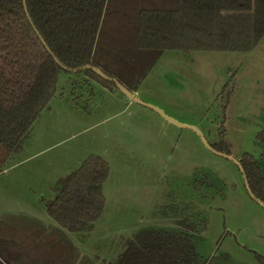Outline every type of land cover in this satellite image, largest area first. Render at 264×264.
I'll return each instance as SVG.
<instances>
[{"label":"rangeland","instance_id":"374dc122","mask_svg":"<svg viewBox=\"0 0 264 264\" xmlns=\"http://www.w3.org/2000/svg\"><path fill=\"white\" fill-rule=\"evenodd\" d=\"M71 77L59 74L50 109L0 172V227L26 226L37 237L34 226L46 222L44 201L54 197L56 181L96 154L109 163L103 211L89 233L65 231L79 261L113 264L135 233L177 230L186 213L197 224L189 238L204 264L264 261V206L249 195L238 165L208 146L220 141L223 126L232 157L247 152L264 160L257 138L264 128V35L246 52L165 51L135 92L162 113L133 101L125 109L98 84L77 89L76 104Z\"/></svg>","mask_w":264,"mask_h":264},{"label":"trees","instance_id":"16d2710c","mask_svg":"<svg viewBox=\"0 0 264 264\" xmlns=\"http://www.w3.org/2000/svg\"><path fill=\"white\" fill-rule=\"evenodd\" d=\"M263 35L264 0H0V172L58 94L62 71L72 74L76 104L77 89L93 84L124 97L116 82L136 92L165 51L246 52ZM222 127L220 143L210 145L230 154ZM257 138L264 145V129ZM238 162L253 198L264 204L262 166L247 152ZM108 171L103 157L90 154L59 178L54 197L44 201L53 225L37 222V237L26 226H1L0 264H86L65 231L89 233L103 211ZM176 226L138 231L113 264H204L189 238L198 231L192 216Z\"/></svg>","mask_w":264,"mask_h":264},{"label":"water","instance_id":"95a60500","mask_svg":"<svg viewBox=\"0 0 264 264\" xmlns=\"http://www.w3.org/2000/svg\"><path fill=\"white\" fill-rule=\"evenodd\" d=\"M86 68H88V69H89V68L92 69L97 75H99L101 78H103V79H105V80L110 79V78L107 77L104 73H102L100 69H98V68H96V67H90V66H87ZM116 85H117L119 91H120L125 97H127L129 100H131V101H133V102H135V103H138V104H140V105H142V106L149 107L150 109H151V108H152V109H155L157 112L162 113L161 111H159L158 109L154 108L153 106L148 105V104L142 102V101L136 96L135 92H130L128 89H126L124 86L120 85L118 82H116ZM163 116H164V115H163ZM164 117H165V119H167V120H169V121H171V122L176 123V124H177L178 126H180V127H185V128L191 129V130H192V129H193V130L196 129L195 127H193V126H191V125H188V124H180V123L174 121L172 118L170 119V118H168V117H166V116H164ZM208 146H209V148H210L212 151H214V150L212 149V147H211L209 144H208ZM214 152L219 153V154H222L223 156H226L227 158L233 160V161L238 165V161H237L234 157H232L231 155H226V154H224V153H220V152H217V151H214ZM238 167L240 168V170H241V172H242L241 167H240L239 165H238ZM245 184H246V182H245ZM246 188H247V191H248L249 195L253 198V195L250 193V190L248 189L247 184H246ZM253 199H254V198H253ZM255 200H256V199H255ZM256 201H258V200H256ZM258 202H259L261 205L264 206V204H263L262 202H260V201H258Z\"/></svg>","mask_w":264,"mask_h":264},{"label":"crops","instance_id":"0c3cea01","mask_svg":"<svg viewBox=\"0 0 264 264\" xmlns=\"http://www.w3.org/2000/svg\"><path fill=\"white\" fill-rule=\"evenodd\" d=\"M112 95V97H114L115 99H120L122 102H123V107L125 108V109H128L131 105H133V102L131 101V100H128L127 98V100L125 99V98H123V97H121L120 95H118V94H111ZM69 106L71 107V108H75V109H80V107H78L76 104H74V102H72V101H69ZM138 105H140V104H138ZM47 109H50V104H49V107L47 108ZM40 115H41V113H40ZM40 115L38 116V118L36 119V121L34 122V127H35V125L37 124V122H38V120H39V118H40ZM163 123V122H162ZM185 124V123H184ZM187 124V123H186ZM165 125V124H164ZM188 125H189V123H188ZM192 126V125H191ZM34 127H33V129H34ZM90 154V153H89ZM103 154V153H102ZM104 155V154H103ZM103 157V156H102ZM79 160V159H78ZM80 162H81V159L79 160ZM78 161V162H79ZM15 162H16V160H15ZM14 162V163H15ZM79 162V163H80ZM108 162V161H107ZM13 164V162L12 163H8L6 166H5V168L3 169V171L4 170H6L10 165H12ZM3 171H1V172H3ZM44 209H45V206H44ZM45 213H46V209H45ZM29 215H31L30 213H26V212H23V211H21V214H19L18 216L20 217V218H23V217H27V216H29ZM46 216H47V218H46V222H42V223H44V224H46V225H53V221L49 218L48 219V215L46 214ZM28 218V217H27Z\"/></svg>","mask_w":264,"mask_h":264},{"label":"flooded vegetation","instance_id":"af4514ba","mask_svg":"<svg viewBox=\"0 0 264 264\" xmlns=\"http://www.w3.org/2000/svg\"><path fill=\"white\" fill-rule=\"evenodd\" d=\"M264 129V128H263ZM262 129V130H263ZM227 142V141H226ZM220 143V141L218 142V143H212V144H219ZM229 145V144H228ZM211 146V145H210ZM229 149H230V146H229ZM219 152V151H218ZM220 153H222V152H220ZM226 155H231V150H230V154H226ZM235 159L238 161V159H239V157H235ZM257 161H258V163H259V165H261L262 166V168H263V171H264V160L263 159H261V160H258V159H256ZM238 164H239V162H238ZM262 175H263V172H262Z\"/></svg>","mask_w":264,"mask_h":264}]
</instances>
